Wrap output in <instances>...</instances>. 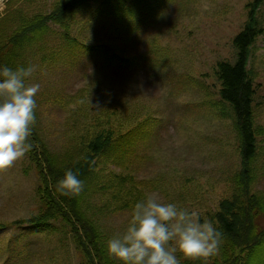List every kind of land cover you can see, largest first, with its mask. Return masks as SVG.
<instances>
[{"label":"rangeland","instance_id":"obj_1","mask_svg":"<svg viewBox=\"0 0 264 264\" xmlns=\"http://www.w3.org/2000/svg\"><path fill=\"white\" fill-rule=\"evenodd\" d=\"M4 1L0 20L10 0ZM60 1L24 0L19 6L28 16L48 15ZM252 1L125 0L127 12L135 13L120 32L110 15L98 13L101 2L91 3L66 32L80 46L61 36L64 29L51 26L48 49L39 55L48 58L30 60L38 70L28 83L40 84L36 124L50 151L86 148L100 132L116 138L146 129L125 161L98 164L86 211L105 244L124 230L132 206L147 193L219 227L216 215L235 196L234 179L242 168L239 138L230 113L223 118L215 70L220 61L234 62L233 40ZM259 18L264 27V6ZM102 46L107 52L96 49ZM115 56L127 62L114 61ZM251 71L256 122L264 127V37L252 49ZM261 145L252 186L257 195H264V141ZM41 186L27 154L0 170V264H86L62 222L28 230L27 220L44 212ZM259 224L264 227V219ZM221 254L218 249L206 260L181 264H214ZM249 262L264 263V244Z\"/></svg>","mask_w":264,"mask_h":264},{"label":"trees","instance_id":"obj_2","mask_svg":"<svg viewBox=\"0 0 264 264\" xmlns=\"http://www.w3.org/2000/svg\"><path fill=\"white\" fill-rule=\"evenodd\" d=\"M23 1L10 0L5 16L0 20V65L12 68L28 66L31 59L46 53L48 37H52L51 26L64 29L65 33L61 36L70 41L66 32L91 3L101 2L98 13L101 16L110 15L118 32L125 24H129L135 13L134 8L127 12L125 0H61L48 15L28 16L19 6ZM263 6L264 0H253L247 5V22L233 40L235 60L220 61L215 70L221 86L219 95L223 104V118L227 119V112L230 113L239 138L242 169L234 179L235 196L231 201H224L216 215L218 229L222 233L219 247L222 254L214 264H250L249 261L254 259L257 249L264 244V227L259 224V220L264 219V195L252 192L259 151L264 141V127L258 126L256 122L257 90L251 71L252 49L264 37V27L259 18ZM70 42L73 46H80L76 39ZM96 49L106 52L108 50L105 46ZM91 52L97 54L96 51ZM51 57L55 60L53 53ZM47 58L48 56L39 57L42 62ZM113 60L127 62V59L117 56ZM147 124L146 121L140 126ZM145 130L138 128L116 138L112 132H100L86 141V148L77 147L57 154L50 151L35 121L29 137L32 148L27 156L37 169L42 183L38 195L44 212L27 220L28 230L50 228L51 222H62L70 230L78 250L85 256L86 264H117L106 251L98 223L87 214V201L97 183L98 164L102 161H125L132 151V143ZM104 157L106 160H103ZM68 169L84 181V190L79 195H62L57 191V181L63 178Z\"/></svg>","mask_w":264,"mask_h":264},{"label":"clouds","instance_id":"obj_3","mask_svg":"<svg viewBox=\"0 0 264 264\" xmlns=\"http://www.w3.org/2000/svg\"><path fill=\"white\" fill-rule=\"evenodd\" d=\"M35 64L0 65V170L12 167L31 150L39 83H28ZM84 181L71 169L57 181L62 195L76 196ZM222 243V233L193 211L147 193L131 209L124 230L107 240L106 251L118 264H181L182 259H207Z\"/></svg>","mask_w":264,"mask_h":264},{"label":"bare ground","instance_id":"obj_4","mask_svg":"<svg viewBox=\"0 0 264 264\" xmlns=\"http://www.w3.org/2000/svg\"><path fill=\"white\" fill-rule=\"evenodd\" d=\"M5 1H7V0H5ZM5 1H4V2H5ZM4 2H3V5H4Z\"/></svg>","mask_w":264,"mask_h":264}]
</instances>
